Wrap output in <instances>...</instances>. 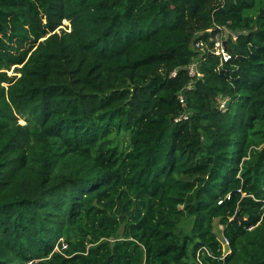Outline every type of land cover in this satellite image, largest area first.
I'll list each match as a JSON object with an SVG mask.
<instances>
[{
	"label": "trees",
	"instance_id": "trees-1",
	"mask_svg": "<svg viewBox=\"0 0 264 264\" xmlns=\"http://www.w3.org/2000/svg\"><path fill=\"white\" fill-rule=\"evenodd\" d=\"M3 23L28 38L0 48V264H264V0H0Z\"/></svg>",
	"mask_w": 264,
	"mask_h": 264
},
{
	"label": "rangeland",
	"instance_id": "rangeland-1",
	"mask_svg": "<svg viewBox=\"0 0 264 264\" xmlns=\"http://www.w3.org/2000/svg\"><path fill=\"white\" fill-rule=\"evenodd\" d=\"M64 25H68L66 21L62 22ZM0 26V48L5 51L9 56L19 57L26 45V40L28 38L27 34L17 28H15L11 23H3ZM69 26V25H68ZM210 32V29L206 30ZM229 31L226 29L223 32V36L227 37ZM232 35H235L233 32ZM212 37L209 38L211 40ZM12 69V68H11ZM11 73V71H9ZM182 231L187 233L191 228V220H187L179 225ZM222 226L219 224L218 219L214 220V232L217 237L225 244L224 237L221 233ZM187 264H192V260H188Z\"/></svg>",
	"mask_w": 264,
	"mask_h": 264
},
{
	"label": "built area",
	"instance_id": "built-area-1",
	"mask_svg": "<svg viewBox=\"0 0 264 264\" xmlns=\"http://www.w3.org/2000/svg\"><path fill=\"white\" fill-rule=\"evenodd\" d=\"M224 32V30H223ZM223 32L222 34L219 33V32H216L213 36H212V39L213 40V47H212V51L215 55H218L220 60L221 61H226L228 58H229V53L227 52V49L226 47L224 46L225 44V40L226 38L223 36ZM231 35V38L232 39H235L236 38V35H232V33H230ZM209 40V41H211ZM195 47L201 49V50H204L206 49L207 47V44H205V42H202V41H198L196 44H195ZM197 62H193L190 64V66L188 67V72H189V75L190 76H194V75H198L200 76V73L198 72L197 70ZM175 73L172 72V75H174ZM180 101L183 103V96L180 95ZM224 106V104H221V107ZM183 118H187V115H184ZM178 120V119H177ZM225 243H227V240L224 239Z\"/></svg>",
	"mask_w": 264,
	"mask_h": 264
},
{
	"label": "water",
	"instance_id": "water-1",
	"mask_svg": "<svg viewBox=\"0 0 264 264\" xmlns=\"http://www.w3.org/2000/svg\"><path fill=\"white\" fill-rule=\"evenodd\" d=\"M223 252H224V254H226L228 252V245L227 244L223 245Z\"/></svg>",
	"mask_w": 264,
	"mask_h": 264
},
{
	"label": "clouds",
	"instance_id": "clouds-1",
	"mask_svg": "<svg viewBox=\"0 0 264 264\" xmlns=\"http://www.w3.org/2000/svg\"><path fill=\"white\" fill-rule=\"evenodd\" d=\"M225 244H227V243H225Z\"/></svg>",
	"mask_w": 264,
	"mask_h": 264
}]
</instances>
